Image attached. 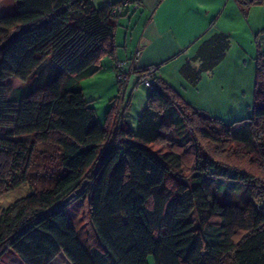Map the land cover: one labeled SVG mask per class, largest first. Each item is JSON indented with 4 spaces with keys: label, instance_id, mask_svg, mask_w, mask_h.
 I'll list each match as a JSON object with an SVG mask.
<instances>
[{
    "label": "trees",
    "instance_id": "1",
    "mask_svg": "<svg viewBox=\"0 0 264 264\" xmlns=\"http://www.w3.org/2000/svg\"><path fill=\"white\" fill-rule=\"evenodd\" d=\"M16 1L0 17V43L16 32L0 49V196L29 188L0 211V259L11 250L24 264H49L60 252L70 264H264V55L248 117L226 123L154 75L135 128L112 130L114 108L100 123L79 82L113 55L122 12L111 11L123 0ZM228 44L214 35L201 49L210 58L182 75L195 85ZM171 105L192 137L153 151L173 125L161 117ZM51 155L55 171L41 160ZM223 179L243 183L244 205L218 200ZM80 198L88 249L66 211Z\"/></svg>",
    "mask_w": 264,
    "mask_h": 264
},
{
    "label": "crops",
    "instance_id": "2",
    "mask_svg": "<svg viewBox=\"0 0 264 264\" xmlns=\"http://www.w3.org/2000/svg\"><path fill=\"white\" fill-rule=\"evenodd\" d=\"M114 1L101 0L100 6ZM251 5H240L237 0H136L125 7L115 21L113 55L103 57L98 71L94 73L107 71L111 74L115 88L118 87L115 68L117 60L123 62L127 74L123 94L117 100L119 108L116 107V101L115 105L110 103L105 109V117L108 110L114 108V114H117L122 126L131 127L126 121V111L133 95H140V76L150 67L155 68V76L176 89L189 104L209 115L216 108L235 109L240 106L242 102L235 87L228 88L226 84L218 87L220 83L216 84L215 81L217 78L229 77L228 80L232 82L248 65L247 54L251 57L249 65L255 76L259 52L258 31L264 28V13L255 11ZM217 34L228 37L225 54L211 69L201 70L198 82L192 85L182 75L181 68L191 64L195 69H200L201 62L206 57L210 58V54L201 53L203 44ZM195 95L199 97L195 98ZM144 105L145 102L138 110L136 123ZM95 112L100 123L105 121L103 115H98L96 108ZM4 195L6 193L0 198ZM57 259L60 263H56ZM0 264L24 263L8 250L1 257ZM49 264L70 262L60 252Z\"/></svg>",
    "mask_w": 264,
    "mask_h": 264
},
{
    "label": "rangeland",
    "instance_id": "3",
    "mask_svg": "<svg viewBox=\"0 0 264 264\" xmlns=\"http://www.w3.org/2000/svg\"><path fill=\"white\" fill-rule=\"evenodd\" d=\"M101 3H102L101 0H94V4L97 7H99ZM250 4H253L251 6L255 8V11H258L259 13H264V3H258V4L250 3ZM17 5L18 2L16 0L0 1V17L6 14L13 13L17 9ZM258 34H259V38L257 40L259 41L258 50L260 53H264V28H261V30L258 31ZM256 44H257L256 46H258V43ZM246 59L248 65L243 71L239 72L240 73L239 76L238 74L235 76L234 78L235 81L232 80L231 82V80H228L229 77H226L224 79L217 78L215 81L216 84L220 83L218 87H224L225 84L226 87L228 88L234 89L235 87L236 89L235 92L236 93L238 92V95L242 102L241 105L235 109L224 108L220 110L216 108L215 111H212V113H210V115L212 116L216 115L218 117H222L221 119H223L224 122L226 123H229L234 119H241L251 115L255 76H254V70L252 71L249 65L251 57L248 54L246 55ZM10 83L12 85H15L14 80H11L9 84ZM79 83L84 93L85 99L90 101L89 104L92 107H94V109L95 108L97 109L98 115L101 116L103 115L104 117H105L104 115L105 109L106 107L108 108V105L113 102L112 99L118 93L120 97L123 94L124 84L121 86L123 87L122 89L120 88L121 90H119V87L115 88V85H112L113 81L111 79V74H109L107 71H100L99 73H96L91 77L83 78L80 80ZM173 83L177 85L176 82L173 81ZM139 86H140L139 88L140 95H138V93L133 95L131 104L128 106V109L126 111V121L131 125V128H135L138 110L140 109V106L143 104V102H146L148 94L150 93V89L146 87L144 84L141 83ZM129 92L130 91H128L127 95L129 94ZM194 97L195 98L199 97V95L198 96L195 95ZM115 104L116 107L118 106L119 108V102L116 101ZM161 117L163 121H165L167 124L172 123L173 125L171 124L172 127H170L169 130H166L164 133L165 139L167 141L165 140L163 142H157L149 146L150 149H152L153 151L162 152L169 150L171 141L173 140L184 141L185 139L192 137L191 129L187 126L184 117L182 118V116L174 106L171 105L166 111L162 112ZM111 123H112L111 126L112 130L114 128L116 130L118 126L122 125L121 121L118 120L117 114H114V119L112 120ZM52 156L53 155L49 157L50 158L49 160L47 159L48 157L45 156L41 158V160L45 161L46 163L49 161L48 163H50V161L53 160ZM51 163L52 164L49 165V169L51 171H55L54 168L56 165L54 161H51ZM28 188L29 185L24 184L15 190L7 192L6 195L0 198V211L2 208L7 206L10 202L15 200L16 198L23 196L25 192L28 191ZM217 198L219 201L222 202H235L240 205H244L247 201V196L244 190L243 183L237 180L223 179V181H220ZM83 202L84 201L81 198L71 201V203L68 204L66 211L74 223L78 239L84 245V247L88 249V242L86 237V225L82 218L83 204H84ZM190 220H192L195 226L198 225V220L195 211L191 213ZM148 261L149 264H154V260L152 257H149ZM56 263H60V260L57 259Z\"/></svg>",
    "mask_w": 264,
    "mask_h": 264
},
{
    "label": "built area",
    "instance_id": "4",
    "mask_svg": "<svg viewBox=\"0 0 264 264\" xmlns=\"http://www.w3.org/2000/svg\"><path fill=\"white\" fill-rule=\"evenodd\" d=\"M245 1H250L253 3H264V0H245ZM128 2L129 0H123L118 6H115L112 9L111 14L119 15L123 11V9L126 7V5L129 4ZM115 68H116L117 81L119 82L120 86H122L127 80V74L124 71L123 62L120 60H117L115 63ZM154 71H155L154 67H150L146 69L145 75L141 76L139 79V82L144 84L149 89H152L154 85V81L152 78L154 76Z\"/></svg>",
    "mask_w": 264,
    "mask_h": 264
},
{
    "label": "water",
    "instance_id": "5",
    "mask_svg": "<svg viewBox=\"0 0 264 264\" xmlns=\"http://www.w3.org/2000/svg\"><path fill=\"white\" fill-rule=\"evenodd\" d=\"M15 36H16V32H12V33L6 38L5 41H3V42L0 43V49L3 48L6 44H8V43H9V42H10ZM83 186H84V185L82 184V187H83ZM79 190H80V189H77L76 192H79ZM74 195H75V192L69 194V195L63 200L62 204L65 203V202H67V201L70 200L71 198H74Z\"/></svg>",
    "mask_w": 264,
    "mask_h": 264
}]
</instances>
